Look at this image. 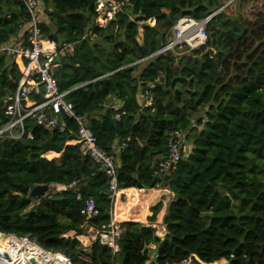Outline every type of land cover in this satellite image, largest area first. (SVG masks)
<instances>
[{
    "label": "trees",
    "instance_id": "obj_1",
    "mask_svg": "<svg viewBox=\"0 0 264 264\" xmlns=\"http://www.w3.org/2000/svg\"><path fill=\"white\" fill-rule=\"evenodd\" d=\"M40 1L42 37L60 50L73 46L71 56L58 57V91H71L66 102L86 118L102 152L111 155L115 141L126 145L115 157L118 190L165 189L172 198L162 239L150 225L160 201L149 208L148 226L120 224L117 253L98 242L82 248L62 236L109 225L108 180L78 146L65 145L77 131L73 120L63 133L25 123L32 140L0 137V234L25 238L70 264H150L144 249L161 240L156 264L190 255L204 263L264 264V12L235 17L233 8L249 0H121L113 20L98 28L96 0ZM209 17L205 45L160 52L178 20ZM29 22L22 4L0 0V46L17 37L27 46ZM24 67L23 59L0 54V130L8 121L4 100ZM146 91L149 106L140 98ZM108 98L121 101V110L102 106ZM117 112L124 113L119 121ZM175 131L184 135L179 160L160 172ZM45 144L61 147L57 160L42 157ZM72 183L40 201L29 196L35 186ZM88 199L96 217L82 214Z\"/></svg>",
    "mask_w": 264,
    "mask_h": 264
},
{
    "label": "built area",
    "instance_id": "obj_2",
    "mask_svg": "<svg viewBox=\"0 0 264 264\" xmlns=\"http://www.w3.org/2000/svg\"><path fill=\"white\" fill-rule=\"evenodd\" d=\"M23 5L29 18L30 25L28 27L27 46H22L23 40L21 37L15 38V44L8 46H0V54H6L11 59L17 61L21 58L25 61V67L22 70L21 77L17 83L14 94L8 95L4 100V113L8 118L7 123L0 130V137L5 135L8 138L18 140L25 136L27 140H32L30 131H25V123L30 127L38 128L45 132L57 131L63 133L66 129V120H73L77 125V131L73 138H70L66 146H78L84 156H88L95 164L98 165L100 171L108 180L107 191L113 204L120 192L116 186V165L115 157L123 152L126 148L124 143L113 142L110 151L111 155L102 152L96 145L95 138L86 129V118L76 116L73 112V107L66 102L67 95L71 92L60 93L58 91L55 73L58 68V57L65 53L71 56L73 46L67 45L63 49H58L54 42L44 39L38 28V23L43 21L44 9L40 0H15ZM121 0H96L95 7V22L98 28H104L113 20L121 8ZM210 17L195 21L189 18H182L177 21L172 29V39L160 51H174V49H185L184 52H190L205 45L207 34L205 26ZM153 88V84L148 86V90ZM76 90V89H73ZM72 90V91H73ZM145 101V106L151 104V96L146 91L140 96ZM106 106L110 109L121 110L122 103L117 99H110ZM123 112H117L114 120L119 121ZM184 135L180 132H172L168 136V158L164 163L159 165V171L164 172L175 166L179 160V150L184 145ZM49 153L45 152L42 157L48 161L57 160L60 154H55L53 158H49ZM72 183L68 187L51 185L50 189H55L57 192L64 191L74 186ZM49 189V190H50ZM82 214L87 218L96 217L98 211L91 199L85 201ZM114 211L110 213L109 225L102 227L100 230L88 229L86 234L75 236L74 233H68L63 238H75L84 249L89 248L94 242L106 247L112 254L118 252L117 241L122 234L120 224L113 218ZM6 241L14 238L18 242L28 244L44 255L49 256L58 264H70L66 260L59 259L54 254L47 253L40 248L30 244L25 238H17L13 235L5 236ZM2 240V239H1ZM7 243V242H4ZM226 264L224 260H219L213 263H204L196 256L190 255L184 261L174 264ZM0 264H3L0 257ZM169 264V263H166Z\"/></svg>",
    "mask_w": 264,
    "mask_h": 264
},
{
    "label": "rangeland",
    "instance_id": "obj_3",
    "mask_svg": "<svg viewBox=\"0 0 264 264\" xmlns=\"http://www.w3.org/2000/svg\"><path fill=\"white\" fill-rule=\"evenodd\" d=\"M231 2H233V0H230L226 5H228ZM250 2H251L250 0L249 1H245L244 3H240L237 6H235L233 8V14H235V17H237L238 15L242 14V15H244V18L245 19H248L252 15H255L256 13L257 14L258 13L263 14V12H264V0H255V1H253L254 3H250ZM178 51L184 52L183 49L178 50ZM157 190H160V189H157ZM55 192H57L55 189H50L46 193V195L49 196V195H52ZM120 197H121L120 198V202L122 203V205H120V208L122 209V213H124V215L122 217H120V219H117V220H119L121 223L130 222V220L132 221V219L138 220L139 219L140 212L143 211V209H141L142 206L139 205V203L138 204L135 203L136 205L135 204L132 205V204H129V203L127 204V196H124L123 195V196H120ZM158 197H160V195ZM160 201L162 202V204H164V203H166L167 199H165V197L162 196V197H160V199H158L157 202H155V200H154L153 201L154 204L152 203L150 205H153L154 206L156 203H158ZM125 205H127V206H125ZM131 206H133V207H131ZM163 207H164V205H163ZM163 207H162V209H163ZM113 209H114V205H113ZM145 225L148 226L149 225V222L146 221V223L144 224V226ZM150 225H151V227L154 228L155 235H158V237L160 239L164 237L165 229H164L163 226H159L158 224L156 225V222H154V223H152ZM7 255H10L11 257H13L14 260H18L19 259V256L17 254H15V253L11 252L10 250H8L5 253H3V255H1L0 257L2 259L3 258L4 259L5 258L11 259V257H8Z\"/></svg>",
    "mask_w": 264,
    "mask_h": 264
},
{
    "label": "crops",
    "instance_id": "obj_4",
    "mask_svg": "<svg viewBox=\"0 0 264 264\" xmlns=\"http://www.w3.org/2000/svg\"><path fill=\"white\" fill-rule=\"evenodd\" d=\"M44 20H46L45 15L43 17ZM120 191V190H119ZM127 196V204H138L141 205V209H143L142 212H140L139 215V219L138 220H134L132 219V221L130 220L129 223H137V224H142L144 225L146 223V219L147 217L150 216L149 213V208L152 207L153 205L150 204H154V200L155 202L158 201V199H160V197H165V199H167L166 203H164V207L162 209V211H160L161 213L158 215V217H156V225L158 224L159 226H162L161 222H162V217L165 213V209L167 206V203L171 200L172 195L171 193H169V191L165 190V189H160V190H134V189H128V190H122L118 193V196L114 202V211H115V206L118 203V212H117V219H120V217H122L124 215V213H122V209L120 208V205H122V203L120 202V196ZM160 195V197H158ZM157 199V200H156ZM135 204V205H136ZM127 206V205H125ZM133 207V206H131ZM116 218L114 219L116 222H118L119 224H121V222L119 220H117ZM146 226V225H145ZM86 234V232L84 233V235ZM158 237V235H156ZM165 236V233H164ZM159 238V237H158ZM162 239V238H161ZM150 263V262H149ZM148 264V263H146ZM151 264V263H150Z\"/></svg>",
    "mask_w": 264,
    "mask_h": 264
},
{
    "label": "bare ground",
    "instance_id": "obj_5",
    "mask_svg": "<svg viewBox=\"0 0 264 264\" xmlns=\"http://www.w3.org/2000/svg\"><path fill=\"white\" fill-rule=\"evenodd\" d=\"M56 155H51V158L55 157ZM118 203L115 206V211L113 218L117 219V212L118 210ZM162 230V229H161ZM4 237H0V256L3 255L6 251L10 250L11 252L17 254L19 256L18 260H14L13 257L11 259L3 258V264H58L52 258L47 255H44L40 252V250L25 244L23 242H18L14 238L9 239L6 241L3 239ZM2 239V240H1ZM7 242V243H4ZM32 261L33 263H30Z\"/></svg>",
    "mask_w": 264,
    "mask_h": 264
},
{
    "label": "water",
    "instance_id": "obj_6",
    "mask_svg": "<svg viewBox=\"0 0 264 264\" xmlns=\"http://www.w3.org/2000/svg\"><path fill=\"white\" fill-rule=\"evenodd\" d=\"M216 14H214L212 17H214ZM210 18V19H211ZM40 150L45 153V152H54L55 154H61L62 149L58 145L55 144H45L40 147ZM50 186L46 185H39L33 187L30 192L29 196L32 200L40 201L44 199L47 195L46 193L49 191ZM29 215V214H28ZM163 240H161L159 243L153 245L152 247H146L144 251L147 252V257L149 259V262L151 264H156L157 256H158V249L162 245ZM30 263H33L30 261Z\"/></svg>",
    "mask_w": 264,
    "mask_h": 264
}]
</instances>
